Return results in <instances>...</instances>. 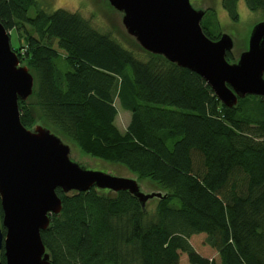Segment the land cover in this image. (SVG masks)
Wrapping results in <instances>:
<instances>
[{
    "label": "trees",
    "instance_id": "1",
    "mask_svg": "<svg viewBox=\"0 0 264 264\" xmlns=\"http://www.w3.org/2000/svg\"><path fill=\"white\" fill-rule=\"evenodd\" d=\"M236 1L222 5L233 22ZM244 2L264 17V0ZM203 18L204 35L217 40L220 25ZM0 23L9 36L21 33L19 46L11 47L35 72L42 119L84 153L171 194L142 213L123 191L109 198L90 189L67 198L56 189L61 215L41 232L52 264H180L181 254L188 264H264L261 97L226 108L194 72L124 46L78 13L46 12L37 0H0ZM226 60H233L229 53ZM115 99L130 112L124 133L114 123ZM18 107L21 124L30 127V105ZM2 215L0 205V226ZM196 234L217 258L193 249L188 238Z\"/></svg>",
    "mask_w": 264,
    "mask_h": 264
},
{
    "label": "water",
    "instance_id": "2",
    "mask_svg": "<svg viewBox=\"0 0 264 264\" xmlns=\"http://www.w3.org/2000/svg\"><path fill=\"white\" fill-rule=\"evenodd\" d=\"M93 3L98 9H108L104 13L111 24L138 50L194 72L226 108H236L246 96L264 100V18L252 26L238 48L241 43L222 29L215 41L204 35L200 24L213 9L209 5L197 6L190 0ZM226 53L232 61L226 60ZM32 72L19 61L9 32L0 23V252L5 264H52L41 232L50 228L51 216L61 215L62 201L56 189L67 198L90 189L109 198L123 191L142 213L171 195L151 180L152 184H145V178L121 164L84 153L70 140L87 155L81 158L73 144L44 123L34 121L24 127L18 102L28 104L35 96L37 79ZM91 159L110 165L105 171L86 169L87 164L93 165Z\"/></svg>",
    "mask_w": 264,
    "mask_h": 264
},
{
    "label": "rangeland",
    "instance_id": "3",
    "mask_svg": "<svg viewBox=\"0 0 264 264\" xmlns=\"http://www.w3.org/2000/svg\"><path fill=\"white\" fill-rule=\"evenodd\" d=\"M37 2L39 3V6L42 9H44L46 12H49V13L55 10H58V9H62V10H65L71 13H78L83 18L90 19L91 25L97 30L100 28H107L113 33V35L118 39V41L121 42V44H123L124 46L134 51H139L130 42V40L126 36L124 35L122 36L121 32H120L121 35L119 34V32H117L118 31L117 25L115 27L114 25L111 24L110 19L104 13L108 9L105 10L104 8H101V7H99L98 9L96 5H93L94 4L93 0H37ZM191 2L192 4H195L197 6L198 5L199 6L200 5L211 6V8H213L212 11L215 13V15L212 17L210 12H208V14L204 16L203 20L206 21L207 19L213 18L215 21H217V23L220 25L221 29L225 33L227 34L231 33L232 35L235 36L234 38L235 41H238L239 43H241V46H238V48L239 47L241 48L243 46L244 42L242 41H246L247 35L249 34L252 26L256 24L257 22H259L260 20H262V18H264L263 15H261L260 13L251 12L247 8L244 0L236 1L234 13L236 14L237 21L235 22L231 20V17H232L231 12L227 8L222 6L223 0H190V3ZM34 14H35V8H31L28 11V15L33 17ZM213 24H214L213 30L215 31L217 29V26L215 23ZM20 35L21 33L19 34L18 30L11 31L10 44L13 47L19 46V42H20L19 40L22 39ZM53 46L54 48L56 47L55 43H53ZM236 52L239 53L240 51L237 49ZM32 73L34 74L35 79H37V77L35 76V72L33 71ZM27 103L30 105L32 116H34V118L32 117L33 122L35 121L37 123L38 122L42 124L44 123L48 127L52 128L55 132H58L60 134L63 141L69 144H73V146L77 150L76 153H78L81 158L87 156L83 154L81 150L77 148L74 142L72 143L70 142L71 139L68 136L64 135L58 129L54 128L45 119H42V116L36 104L35 97L30 98ZM114 105L117 109V115H116L115 122H114L115 126L118 128V130L121 133H124L130 121V112L121 109L119 107L117 99H115ZM262 140L263 138L258 139V141H262ZM73 159H76V156L73 157ZM91 162L93 165H89L90 163L87 164L86 165L87 167L85 166L86 169L105 171V169H108V166L110 165L108 163L101 162L103 164L102 165L100 164V161L97 159H91ZM143 182L145 184H152V182L147 178L143 179ZM204 240H205V236L203 234L192 235L188 238V242L199 255L206 257V258H210V259L217 258L216 253L212 249H210L208 246L205 245ZM180 264H188L186 261V256L184 254L183 255L181 254Z\"/></svg>",
    "mask_w": 264,
    "mask_h": 264
}]
</instances>
